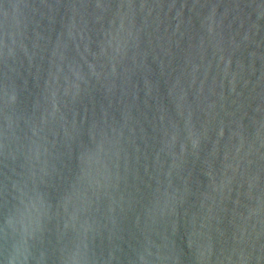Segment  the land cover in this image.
I'll list each match as a JSON object with an SVG mask.
<instances>
[{"label":"water","instance_id":"1","mask_svg":"<svg viewBox=\"0 0 264 264\" xmlns=\"http://www.w3.org/2000/svg\"><path fill=\"white\" fill-rule=\"evenodd\" d=\"M0 264H264V0H0Z\"/></svg>","mask_w":264,"mask_h":264}]
</instances>
